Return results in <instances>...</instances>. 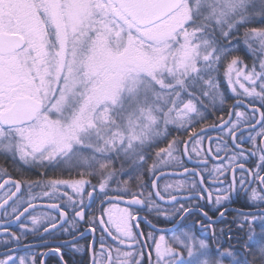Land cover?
I'll return each mask as SVG.
<instances>
[{
  "label": "snow or ice",
  "instance_id": "obj_1",
  "mask_svg": "<svg viewBox=\"0 0 264 264\" xmlns=\"http://www.w3.org/2000/svg\"><path fill=\"white\" fill-rule=\"evenodd\" d=\"M241 45L254 57L251 64L240 56ZM224 80L239 83L243 92L234 86L231 91L250 98V111H234L244 105L243 99L228 108L216 107L217 102L226 103L220 91ZM210 108L227 112L229 120L217 116L209 123ZM261 109L264 0H0V155L46 177L32 180L17 169L20 179L0 183V189L8 185L0 200V247L5 249L0 264H38V253L19 252L40 247L47 251L39 255L54 253L57 264H85L73 259L83 251L81 240L88 241L89 252L98 245L99 264H151L145 245L154 247L156 264H225V259L228 264H264V229L254 239L251 227L257 219L264 222V210L259 216L240 213L238 230L244 232L247 225L248 233L246 239H237L238 249L231 242L223 247L214 231L215 244L192 228L173 235L170 242L160 235L158 242L139 227L141 222L151 226L140 216L144 207L175 223L193 209L210 219L201 200L219 206L244 192L245 204L264 205ZM203 123L209 129L220 127L231 140V145L224 141L223 149L215 150L217 157L222 152L227 156V164L221 159L210 168L205 157L192 168L185 166L187 150L179 137L150 154L164 135L162 127L166 131L176 125L187 133L189 126L195 132ZM162 153L190 180L175 186L187 187V195L172 194L169 185L158 188L157 163L149 162ZM117 159L123 161L119 169L113 166ZM124 163L134 184L119 179L125 174ZM146 173L152 174L148 182ZM225 173L231 175L227 186L216 175ZM61 186L72 195L64 193L58 197L61 203L49 206L56 215L41 228L30 227L26 220L33 226L42 220L30 212L36 209L33 188L50 189L42 192L48 197ZM13 223H18L19 234L11 230ZM89 259L97 264L95 253Z\"/></svg>",
  "mask_w": 264,
  "mask_h": 264
},
{
  "label": "flooded vegetation",
  "instance_id": "obj_2",
  "mask_svg": "<svg viewBox=\"0 0 264 264\" xmlns=\"http://www.w3.org/2000/svg\"><path fill=\"white\" fill-rule=\"evenodd\" d=\"M245 63L251 64L252 61H245ZM239 83H245V87L248 86V83H246L242 79L240 80ZM239 83H236L233 86L236 88L237 93H242L243 89L239 87ZM233 86L228 85L226 80L221 82L220 91L224 93L226 103L224 105H220L219 102H217L216 107L217 108H228V106L237 103L238 99H243L244 105L241 108L235 109L234 111H237V112L238 111H246V112L250 111V109L247 107V104L250 98L237 97V95L231 91V88ZM228 97H231V99H229ZM205 103H208L207 100L205 101ZM255 106L259 107L258 101L255 102ZM261 110L264 111V109H261ZM209 111L212 112V115L208 117L209 123L216 122L217 116H222L224 121L229 120V116L227 112H215L211 108L209 109ZM205 115L207 116V113H205ZM196 119H199V118H196ZM241 123L243 124V118L241 120ZM222 127L226 129L227 124L222 125ZM201 128H203L204 131H201ZM237 135H239V132H237ZM174 137H179L185 142L184 147L187 151L185 152L183 159L185 162V166L189 168L194 167L196 163H203L205 157L208 158V163H209L210 168L213 166V164H220L221 159H223L224 164L228 163L227 156L224 155L223 152H222L221 157H217L216 152H215V150L218 147L223 149L224 141H227L229 145H231L232 143L231 140H229L228 137L225 135V132L221 131L220 127L216 129H209L208 123H203L199 127L196 128L195 132H193L191 130V127L189 126V131L185 133L183 129L177 128L176 125H172L170 128L169 141H171ZM200 137H203V139L201 142L197 143L196 140L199 139ZM155 151H158V149H155V150L152 149V152H150V154H152ZM173 154L176 155V153H173ZM189 155L192 156L193 158L191 161L187 159ZM154 156L155 155H153V157ZM162 160H167L168 163L166 164L162 163L161 162ZM18 162L19 160L17 159L14 164L10 156L5 157L3 155H0V183H3L4 180L8 178L12 180L20 179V176L18 175L16 171L17 169L25 173V178H29L31 176L37 177L38 175L43 176V177L45 176L38 169L36 170L38 173H35L28 169L18 168L20 165L22 166V164L21 163L18 164ZM153 162L157 163L158 171H156L155 173L156 176L162 171H166V170L183 173V169L181 167L176 166L175 163L171 160V158L165 156V154L163 153L161 154V157L159 158L155 156V159H152V161H150L149 164ZM128 171L129 169H127V172ZM216 175H218V178L220 180L224 181L225 186H227V183L231 180V175H229L228 173H225L224 175H219V174H216ZM225 175L228 176L227 180H225ZM126 177H128V175H126ZM151 179H152L151 173L144 174L145 182H148ZM127 180H129V177ZM180 180H185L186 183H190V180L187 178V175L184 173L179 174V175H165L159 179L158 188L162 190L165 185H169L170 186L169 191L172 194L187 195L189 191L187 187H185L182 190H177L175 187L177 182ZM208 181L209 183L212 182L211 176L208 177ZM129 184H134V181L129 180ZM7 188H8V185H6L2 190H0V200L3 199L4 194L7 191ZM133 190H137V189L134 187ZM21 193H24V196L28 199L27 190L23 184H21ZM21 193L17 195L19 196ZM244 199H245V194L244 192H241L238 198L234 197L232 201L225 202L219 206H215L212 203H205V201L201 200L199 201V203L204 207V211L208 212L210 219L205 218L198 209H193L192 213L188 215L187 217H185L184 220L176 219L175 223H172L170 220H166L164 216H157L155 213V209H152L150 211L147 207H144L142 210H140L141 217H147V220L151 221V224H153L154 226L161 227V228H169V227H173V228H171L170 230H166V231H159V230H155L147 222H141L139 227L145 232H152L153 235L156 237L157 241L159 240V235L168 236V238H166V241L168 242L171 241L170 237L172 233L180 232L181 230L185 228H192V230L196 233L198 237L206 238L209 241V243L215 244V241L212 239L213 231H214L216 235L219 237L221 241V245L223 247H228L229 242H231L233 248L238 249L239 244L236 242L237 239L239 238L246 239V236L248 233L247 225H245L244 232H240L238 230V224L242 222L243 220V217L240 215V213L241 212H253V213H256L257 216H259L260 211L264 210V205H261L260 208H257L254 202L249 201L247 204H245ZM35 202H52L53 203L55 201L48 200V199H40L37 197V199L34 200L33 203ZM157 202L159 203V201ZM11 203L12 202H10L9 204ZM121 205H123L124 207L126 206L125 204H121ZM163 206L167 207V205H163ZM38 210H46L50 212L52 215H56L54 211L44 209V208L35 209L34 212H37ZM220 211L225 212V215L223 218L219 216ZM30 212H32V214L34 213L33 210ZM168 212L171 213L172 209L168 208ZM0 215H2V210L0 211ZM27 215L28 214H26V216ZM21 220L25 221V218L22 217ZM25 222L28 223L30 227H32V222L30 219L26 220ZM201 224L204 225L203 228H201ZM263 226H264V222H261L259 219H257L254 223H252L251 227L255 233L254 238L257 235L256 234L257 228L263 227ZM221 229L224 230V234H221L220 232ZM229 229H231V231H229ZM11 230L16 231L19 234L20 229L18 227V223L12 224ZM133 231L135 232V229H133ZM143 238L147 239L148 244H152V240L150 238L148 237H143ZM29 239L31 240L32 238L30 237ZM108 243L112 244L113 242L111 240H108ZM160 243L162 246L164 242H160ZM87 244H88V241H85V240L80 241L79 247H81L83 251L74 253L73 259H75L76 261L83 259L85 261V264H92V261L89 259V257L92 256L93 253H95L97 256V264H99L98 245L94 247L92 252H89L87 250ZM129 246L134 250L135 245H125V248L127 249ZM4 250L5 249L3 247H0V252H3ZM46 251L47 249L40 247V248H33L30 250H21L19 254L28 253V255L31 256L32 253H38L37 257L40 258V264L43 258H44V264H57V258L54 253L48 256L39 255V253H44ZM143 251L147 254L145 249H143ZM148 251L149 253L152 254V257H151L152 264H156L154 247L148 248ZM68 258H69L68 255H66L65 259H68Z\"/></svg>",
  "mask_w": 264,
  "mask_h": 264
},
{
  "label": "rangeland",
  "instance_id": "obj_3",
  "mask_svg": "<svg viewBox=\"0 0 264 264\" xmlns=\"http://www.w3.org/2000/svg\"><path fill=\"white\" fill-rule=\"evenodd\" d=\"M241 48H242L243 50H242L239 54H240L241 57H243L244 61H252V60L254 59V57L252 56V54H251L250 52L247 51V48L244 47L243 45H241ZM227 84H228V83H227ZM228 85H229V84H228ZM230 86H233V85H230ZM171 126H172V125H168L166 131H165V130L163 129V127H162L161 131H164V135L161 136L160 139L157 141V144H159V145H158L157 148H154V150H155V149H158L159 147L167 148V143L170 142V141H169V134H170V128H171ZM153 153H154V152H153ZM153 159H155V156L153 157ZM20 163L22 164V166L20 165L21 167L19 166L18 168L28 169V170H30V171H33V172H35V173H38V172L36 171L37 169H33V168H31L30 166H28V165H24L22 161H19V162H18V164H20ZM116 163H117V164H116ZM121 163H123V161L117 159V160L114 161L113 166H114L116 169H119ZM124 167H125V176H124V175H121V176L119 177L120 180H127V179H128V177H126V175H127V169H128V165H127V163H124ZM29 178H31L32 180H43V179H45L46 177H45V176L43 177V176L38 175L37 177H35V176L32 177V176H31V177H29ZM50 178H55V177H50ZM60 178H62V179H68L67 176H63V177H60ZM72 178L76 179V178H79V177H75V176H73ZM84 179H92V182H93V183H96L95 178H92V177H84ZM111 187L115 188V187H116V184H111ZM45 190L51 192L50 189L33 188V190H32V194H33V195H36V196H37L38 198H40V199L53 200V201H55V202H57V203H59V202L61 203V201L58 199V197H59V196H63L64 193H68L69 195H72V191H71V189H70V188H67V187H63V186L60 187V190H59L58 193H52V194H51L50 196H48V197H44V196L42 195V192L45 191ZM28 198H29V197H28ZM25 199H27V198L25 197ZM120 207H124V206H123V205H120ZM33 214L42 217L41 224H39V225H34V226L32 225V227H36V228H41L43 224H46V223L48 222V219H49L51 216H54V215H52L50 212H48V211H46V210H38L37 212H34ZM178 234H179V232H174V233H172L171 237H172L173 235H178ZM159 236H160V235H159ZM164 236H165V235H164ZM171 237H170V238H171ZM165 238H168V236H165ZM158 242H159V240H158ZM163 246H164V243H163V245H162L161 247H163ZM20 255H23V256H30V255H28V253H27V254H26V253H23V254H20ZM36 260H37L38 264H40V258L37 257V255H36ZM225 264H228L227 259H225Z\"/></svg>",
  "mask_w": 264,
  "mask_h": 264
},
{
  "label": "water",
  "instance_id": "obj_4",
  "mask_svg": "<svg viewBox=\"0 0 264 264\" xmlns=\"http://www.w3.org/2000/svg\"><path fill=\"white\" fill-rule=\"evenodd\" d=\"M161 173H163V175H161ZM161 173H159L157 176L159 177V179L165 175H179V174H183V173H179V172H175V171H162ZM159 179L157 180V185H158V182H159ZM6 180H9L10 182L12 181V179H6ZM6 186V185H5ZM2 190V189H0ZM19 194V193H17ZM11 201H9L10 203ZM55 203V202H53ZM52 202H35L34 204L36 205V209H39V208H44V209H48V210H51L50 209V205L53 204ZM1 211V210H0ZM30 211H32V209H30ZM52 211V210H51ZM15 224V223H13ZM151 226L155 229V230H159V231H166V230H170L171 228L173 227H169V228H161V227H157V226H154L153 224H151ZM142 240L144 239L143 237H140ZM144 249L146 250L147 253H149L148 251V248L147 246L145 245ZM41 264H44V258L42 259L41 261ZM152 264V262H151Z\"/></svg>",
  "mask_w": 264,
  "mask_h": 264
},
{
  "label": "trees",
  "instance_id": "obj_5",
  "mask_svg": "<svg viewBox=\"0 0 264 264\" xmlns=\"http://www.w3.org/2000/svg\"><path fill=\"white\" fill-rule=\"evenodd\" d=\"M117 164V163H116ZM121 165V164H120ZM124 176H125V174H124ZM261 229H264V226L263 227H259V228H257V231H256V237L254 238V239H259V237H260V233H261ZM110 240V239H109ZM100 251V250H99Z\"/></svg>",
  "mask_w": 264,
  "mask_h": 264
}]
</instances>
